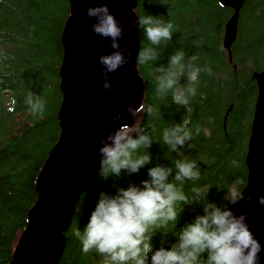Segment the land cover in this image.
I'll return each instance as SVG.
<instances>
[{"label": "trees", "instance_id": "16d2710c", "mask_svg": "<svg viewBox=\"0 0 264 264\" xmlns=\"http://www.w3.org/2000/svg\"><path fill=\"white\" fill-rule=\"evenodd\" d=\"M138 16L153 15L173 24L171 41H162L159 59L139 66L145 84L143 104L156 111H145L136 125L153 138V163L174 167L177 159L193 160L200 168V179L185 181L189 197L192 188L211 186L209 199L223 205L232 192H241L247 183L246 155L251 123L258 95L255 71L264 69V0H247L241 9L237 38L229 51L224 48L225 25L233 14L219 0H137ZM70 15L69 0H0V264H10L28 213L38 199L37 178L49 152L60 136L59 110L62 101L60 67L63 60L62 32ZM140 49L151 45L140 29ZM177 51L184 62L202 70L192 86L197 94L185 108L173 102L172 91L156 92V67L167 66ZM179 87L186 88L182 77ZM28 91L45 101L43 116H32L25 104ZM183 123L191 130L190 149L172 152L163 142V131ZM197 128L199 132L197 133ZM239 167H233L232 161ZM138 174L121 177L126 186L147 178V167ZM112 180L96 177L82 194L66 233L67 243L59 264H100L95 252L84 254L74 236L87 223L99 191L114 192ZM201 212L196 205L184 206L176 230ZM172 224L159 231L170 232V248L175 238ZM161 235L153 237L159 248Z\"/></svg>", "mask_w": 264, "mask_h": 264}, {"label": "clouds", "instance_id": "9594fccd", "mask_svg": "<svg viewBox=\"0 0 264 264\" xmlns=\"http://www.w3.org/2000/svg\"><path fill=\"white\" fill-rule=\"evenodd\" d=\"M94 20L91 31L94 35L105 38L113 51L98 57L100 73L103 77L102 90L111 94L116 88L125 91L123 84H114L110 75L121 67L129 64L132 52L122 47L120 40L124 39V23L118 21L107 4L87 6L83 13ZM78 15H80L78 13ZM143 29L144 35L151 45L139 49L135 60V70L141 65L159 59L157 51L162 41H171L173 24L165 23L153 15L137 16L130 22ZM130 41L131 34L127 36ZM185 53L177 51L171 54L167 66L156 67V92L166 95L172 91L173 102L187 107L190 97L197 94L192 86L198 80L202 70L211 74V69H201L192 63L184 62ZM188 81L186 88L179 87L180 79ZM135 83V77L129 75ZM25 104L32 116H43L45 101L40 95L28 91ZM106 105L107 101L102 100ZM134 96L128 99L124 112L133 119V123H120L125 116L117 111L111 122L119 126L102 136L98 142L97 154L100 157L97 166V177L103 182L112 180L110 187L114 192L99 191L95 204L90 211L87 223L81 230L77 227L74 236L82 245V252H95L102 259L100 264H261V252L264 245L256 237L250 227L249 217L252 212L253 196L255 203L264 207V195H245L244 192H232L223 205L209 199L211 186L204 185L192 188L189 197L183 190L185 181L200 179V168L193 160L177 159L174 167L153 163L150 149L154 143L151 135L136 125V120L145 111L152 115L156 111L152 106L140 103L135 106ZM199 128H197V133ZM192 140V132L183 123H177L163 131V142L168 148L182 154L185 146ZM233 167H239L238 161H232ZM147 167V178L139 183L129 181L126 186L116 183L122 176L130 177ZM245 202L249 207L242 213H237L233 207ZM196 205L201 209L194 218L176 230L184 206ZM232 206V207H230ZM172 224L171 235L175 242L170 248L168 243L170 232L159 231L167 229ZM161 235V246L153 245V237Z\"/></svg>", "mask_w": 264, "mask_h": 264}, {"label": "water", "instance_id": "95a60500", "mask_svg": "<svg viewBox=\"0 0 264 264\" xmlns=\"http://www.w3.org/2000/svg\"><path fill=\"white\" fill-rule=\"evenodd\" d=\"M246 1L219 0L221 6L233 10L225 25L223 38L230 60L240 12ZM69 2L70 15L61 36L64 54L60 67V136L37 178L38 199L29 210L27 227L19 238L10 264H59L76 205L97 177L100 138L119 126L111 122V117L117 111L125 116L120 123L131 125L133 119L124 112L128 99L134 96L137 107L144 99L145 84L139 69L135 70L134 67L141 46L140 29L138 25L130 23L137 20V0ZM100 4H107L117 20L123 21L125 38L120 43L132 52L129 64L110 75L112 83L125 86L124 92L117 87L111 94H105L101 87L103 77L98 57L113 49L107 39L92 33L94 20L83 14L87 6ZM129 33L132 37L130 41L127 39ZM129 75L135 77V83L129 79ZM253 78L257 83L258 95L246 155L247 183L241 192L245 195H264V69L255 71ZM102 100H106L107 104H101ZM253 200L250 227L264 245V207L255 203V196ZM248 207L242 201L233 210L239 214ZM260 255L261 264H264V252Z\"/></svg>", "mask_w": 264, "mask_h": 264}]
</instances>
